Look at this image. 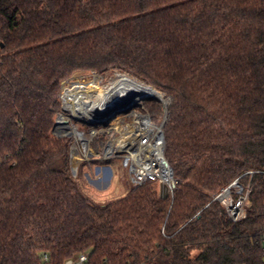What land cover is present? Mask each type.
Masks as SVG:
<instances>
[{
  "label": "trees",
  "instance_id": "obj_1",
  "mask_svg": "<svg viewBox=\"0 0 264 264\" xmlns=\"http://www.w3.org/2000/svg\"><path fill=\"white\" fill-rule=\"evenodd\" d=\"M114 69L170 99L167 200L149 182L95 203L52 135L63 82ZM238 179L250 193L234 222L215 199ZM80 253L264 264V0H0V264Z\"/></svg>",
  "mask_w": 264,
  "mask_h": 264
},
{
  "label": "built area",
  "instance_id": "obj_2",
  "mask_svg": "<svg viewBox=\"0 0 264 264\" xmlns=\"http://www.w3.org/2000/svg\"><path fill=\"white\" fill-rule=\"evenodd\" d=\"M85 73L88 72L76 73L63 82L59 95L62 110L56 114V124L52 135L69 140L70 151H73L74 148L78 155L77 168L82 164L92 165L95 162L106 163L120 160L129 171L132 187H139L149 182H158L159 184L166 182L165 177L171 174L170 166L165 157L164 133L168 102L164 99L147 97L137 103L134 100L135 105L132 107L126 106L123 109L124 111L119 113L112 111L109 114H95L94 106L101 104L103 98L102 93L91 92L83 95L82 99L85 103L84 107L93 114V119L79 118L74 114L75 109H73L76 102L68 99L66 94L73 89L75 83L81 85L86 83L82 81ZM94 93L99 96V101L92 100ZM154 100L160 101L163 105L155 103ZM66 112H69L70 116L65 114ZM156 112L158 117L155 115ZM112 114H115L113 118H111ZM76 121L90 127V129L88 131L83 130L77 125ZM92 125L97 126L92 127ZM69 128H76L78 134L76 136L69 135ZM73 171L75 172L74 168ZM238 188L240 190L236 193L238 195L237 200L233 201L231 199V192L226 195L229 197V201L225 197L221 200L234 222H238L246 216V206L250 193V190L244 192L243 187ZM173 191H171V194ZM89 263V254L80 253L67 259L64 264Z\"/></svg>",
  "mask_w": 264,
  "mask_h": 264
},
{
  "label": "rangeland",
  "instance_id": "obj_3",
  "mask_svg": "<svg viewBox=\"0 0 264 264\" xmlns=\"http://www.w3.org/2000/svg\"><path fill=\"white\" fill-rule=\"evenodd\" d=\"M87 72L88 73L84 74V77H83V75H81V76L83 77L82 81L86 82V83H84V85L87 86L88 89L84 85H80L79 88L83 89L84 91L86 89L88 94H90L91 92H99L100 94L102 93V96H103L106 92H108L109 90L116 87L117 84H120L124 81H128V82H131L133 84L144 83L146 85L151 86L150 84H148L146 82L142 81V83H141V82L137 81L136 79H138V78L136 76L130 74L126 70L114 69V70H109L106 73H98L95 71H93V72L87 71ZM96 73H98V74H96ZM122 74H123V76H126V77H129L127 75L134 76L136 79H134L132 77H129L131 79L121 77ZM79 79L81 81V77ZM138 80H140V79H138ZM103 83L105 86L103 85ZM103 86H104V88H102ZM108 88H109V90H108ZM154 89H156V88H154ZM75 91L76 90H73V92H75ZM157 91H159V90H157ZM159 92L162 95H164L163 99L166 102H168V104H170V99L167 97V94L162 92V91H159ZM58 99H59V96H58ZM92 100L93 101H99V96L96 93H94L92 96ZM154 102L159 103V105H163V103H161L158 100H154ZM148 104H150V103H148ZM65 114L70 116L69 112H66ZM155 115H156V117H158L157 112L155 113ZM159 117H160V115H159ZM76 123L80 128H82L85 131H88L90 129V127L84 126V124H82L81 122L76 121ZM96 126L97 125H92V127H96ZM69 130L74 131V128H69ZM70 156H71V160H72V151H70ZM72 162H73V160H72ZM94 167L95 166H93V168L86 169L87 172L92 173V177H91L92 181L90 183L86 182V181H83V182L81 181L80 184H81V187L83 188V190L87 193V195L95 203L100 204V205L108 204L110 202L124 198L125 196H127L129 194V192L132 189V185L130 182V175H129V171H128L127 167L122 163V161L115 160V161L106 162V163H99V167H101L104 170L102 172V174H100V176H98L97 173H94ZM107 167L111 168L112 171H110L111 169L110 170L105 169ZM92 170H93V172H92ZM71 173L73 175L72 170H71ZM74 174L75 175L77 174V170H75ZM233 189L236 193L239 192V190H240L238 187L233 188ZM230 197L234 201V194H232V191H231Z\"/></svg>",
  "mask_w": 264,
  "mask_h": 264
},
{
  "label": "bare ground",
  "instance_id": "obj_4",
  "mask_svg": "<svg viewBox=\"0 0 264 264\" xmlns=\"http://www.w3.org/2000/svg\"><path fill=\"white\" fill-rule=\"evenodd\" d=\"M121 77H125V78H129L126 76L121 75ZM131 79V78H129ZM81 84L79 83H75L73 90H76L75 92H73V90L68 91V93L66 94V97L70 100H72V102H76V106H73V109H75V113L77 117H87L90 119H93L92 115L88 109L86 107H84V100L82 99L84 96L88 94V92L79 88ZM85 86V85H84ZM77 87V88H76ZM87 89L88 87L85 86ZM134 96L135 99V103H137L138 101H140L141 99L147 98V97H155L158 98L160 100H163V96L160 92H158L155 89H150L148 86L143 85V84H133L131 82L128 81H124L120 84H117L116 87H114L113 89L109 90L108 92H106L102 98V103L99 105H95L94 106V110H95V114H102L105 113V111H108L111 107H113L114 105H117L121 102H124L127 98ZM82 106V107H81ZM61 122L63 120H60ZM68 134L72 135V136H76L78 134L76 128H74V131L72 130H68ZM72 160H73V165L74 168L76 170L77 167V161H78V155L75 151V149L73 148L72 151ZM165 180L169 181L171 180V174H168L165 177ZM228 198V196H225V199ZM229 201V198H228Z\"/></svg>",
  "mask_w": 264,
  "mask_h": 264
},
{
  "label": "water",
  "instance_id": "obj_5",
  "mask_svg": "<svg viewBox=\"0 0 264 264\" xmlns=\"http://www.w3.org/2000/svg\"><path fill=\"white\" fill-rule=\"evenodd\" d=\"M150 89H154L152 86H149L147 85ZM156 90V89H155ZM159 92V91H158ZM134 96H131L129 98H127L124 102H121L117 105H114L113 107H111L109 109V111H106L105 113L109 114L111 113L112 111H116L117 113L121 112V111H124L123 109L126 107V106H130L132 107L133 105H135L134 103ZM104 113V114H105ZM115 114H112L111 115V118L114 117ZM168 165L170 166L169 162L167 161ZM170 170H171V180L169 181H166V182H161L160 183V189H159V194H160V198L162 200H167L171 194V191H173L175 188H176V181L174 180V177H173V169L171 168L170 166ZM242 187L241 184L239 183V179L236 180L231 186H229L227 189H225L223 191L222 194H220L219 196L216 197L215 200H219L221 201L226 195H228L231 190L234 188V187Z\"/></svg>",
  "mask_w": 264,
  "mask_h": 264
},
{
  "label": "crops",
  "instance_id": "obj_6",
  "mask_svg": "<svg viewBox=\"0 0 264 264\" xmlns=\"http://www.w3.org/2000/svg\"><path fill=\"white\" fill-rule=\"evenodd\" d=\"M99 163L100 162H95V163H93L92 165H88V164H82L79 168H77V174L75 175L74 174V171H73V162H72V160H71V170H72V172H73V176H75L76 178H78L79 176H83V178H84V181H86V182H91L92 181V179H91V177H92V173H90V172H87L86 171V169H88V168H93V166H95L94 167V173H97L98 174V176H100V174H102V172L104 171L101 167H99ZM105 169H111V168H109V167H107V168H105ZM110 171H112V169L110 170ZM92 172H93V170H92ZM132 185V184H131Z\"/></svg>",
  "mask_w": 264,
  "mask_h": 264
}]
</instances>
